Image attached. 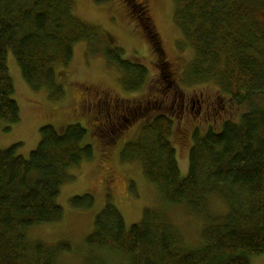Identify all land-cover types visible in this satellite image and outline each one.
<instances>
[{"label": "trees", "instance_id": "trees-1", "mask_svg": "<svg viewBox=\"0 0 264 264\" xmlns=\"http://www.w3.org/2000/svg\"><path fill=\"white\" fill-rule=\"evenodd\" d=\"M171 1L174 22L194 54L185 79L216 80L237 103L264 94V0ZM100 40L98 28L79 18L70 0H0V122L19 120L9 53L32 90L46 88L59 100L64 90L57 68L69 66L77 43L90 47ZM104 56L122 72L125 91L145 84L147 68L123 59L121 48L108 42ZM172 128L169 117L155 116L123 147L121 157L139 160L144 177L164 199L184 204L191 215L201 216L209 196L222 199L227 214L203 228L200 248L181 251L179 235L163 215L145 209L140 222L127 229L118 209L106 202L87 245L128 255L131 264H250V256L264 254V109H249L219 132L195 131L183 179ZM39 132L27 158L16 154L18 144L0 151V264H57L58 255L70 249L67 243L30 244L26 231L62 219L56 202L60 188L74 179L70 169L93 158V147L84 143L86 130L79 124L61 130L43 126ZM70 204L87 210L94 199L75 196Z\"/></svg>", "mask_w": 264, "mask_h": 264}, {"label": "rangeland", "instance_id": "rangeland-1", "mask_svg": "<svg viewBox=\"0 0 264 264\" xmlns=\"http://www.w3.org/2000/svg\"><path fill=\"white\" fill-rule=\"evenodd\" d=\"M70 1L80 19L98 28L101 40L93 42L90 47L85 42L77 43L69 66L57 68V83L64 90L61 99H52L46 88L32 90L21 77L12 54L9 53L7 57L9 75L14 86L12 98L19 107V120L15 124L0 122V151L18 144L16 154L27 158L39 143L41 127L52 126L61 130L71 124H79L86 130L84 143L90 144L94 151L91 160L83 161L79 167L69 170V175L74 179L60 188L56 202L63 210L62 219L28 229L27 241L50 248L67 243L70 249L58 255L57 264H131L132 258L128 255L115 250L94 249L86 243L93 231L96 215L106 202H110L121 213L127 229L140 222L145 209H151L163 215L176 229L179 250L200 248L203 228L227 214L228 208L224 201L217 196H209L201 216L191 215L184 204L167 202L159 190L144 177L139 160L125 161L121 157L122 142L130 138L132 141L137 139L141 128L123 130L125 134L116 141V147L107 148L112 133L99 127L96 113L91 109L98 98L95 96L102 92L109 93L119 101L143 99L141 95L147 93L149 87L146 86L138 93L125 91L121 81L122 72L106 60L104 51L108 42L121 48L123 59L143 64L148 76H153V53L149 51L145 37L136 29L133 17H129L128 9L123 6V0ZM137 1L149 5V13L159 34V47L161 46L166 59L179 69L183 66L187 68L194 54L191 45L183 38L174 22L173 2ZM185 70L188 71V68ZM183 83V93L199 98L203 109L207 101L213 102L209 112L202 115L203 119L199 120L198 115H195L196 106L184 119H180L177 112L166 111L165 106L160 104L149 106L150 114H167L173 121L170 141L176 150L181 179L187 176L189 150L192 146L191 132L195 126L200 135L208 130L219 132L223 123L240 121L241 115L249 109H264V94H253L237 103L221 89L216 80L192 82L185 79ZM122 123L125 122L122 120ZM85 194L93 197V207L87 210L73 208L70 199ZM249 262L264 264V254L250 256Z\"/></svg>", "mask_w": 264, "mask_h": 264}, {"label": "flooded vegetation", "instance_id": "flooded-vegetation-1", "mask_svg": "<svg viewBox=\"0 0 264 264\" xmlns=\"http://www.w3.org/2000/svg\"><path fill=\"white\" fill-rule=\"evenodd\" d=\"M123 2V6L128 9L130 15L128 16L133 17L132 20L136 29L143 34L148 43L149 51L151 50L153 53L154 59L151 64L155 74L147 76L145 84L135 91L138 93L144 90L146 86L149 87L148 92L141 95L143 97L141 100L119 101L112 98L113 96L107 92H102L95 96L98 98L91 105V109L96 113L95 118L99 123V127L110 130L112 133L110 142L108 141L107 143V148L116 147V141L118 142L119 138L125 134L123 130L131 127L138 130L158 115L169 117L167 114H150L149 106L151 104L165 106V110H170L171 113L177 112L180 119L187 118L190 111H193L196 106L197 110L194 112L196 116L198 115L199 120L204 118L203 116L209 112L210 106L213 104L212 101H207L203 109L199 98L193 95L186 96L183 93L185 90L183 83L185 80V69L187 68L183 66L179 69V67H175V64L166 59L161 46L159 47V34L156 31L152 15L149 13V5L137 0H123ZM166 103H169V105ZM138 118L140 119L138 120ZM122 120L125 123H122ZM195 128L197 127L193 128L191 135L196 131ZM130 141H132L131 138L122 142L121 149Z\"/></svg>", "mask_w": 264, "mask_h": 264}]
</instances>
